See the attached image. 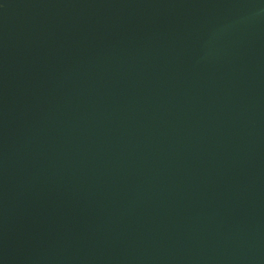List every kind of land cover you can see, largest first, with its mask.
I'll return each instance as SVG.
<instances>
[{"label":"water","instance_id":"obj_1","mask_svg":"<svg viewBox=\"0 0 264 264\" xmlns=\"http://www.w3.org/2000/svg\"><path fill=\"white\" fill-rule=\"evenodd\" d=\"M0 264H264V0H0Z\"/></svg>","mask_w":264,"mask_h":264}]
</instances>
